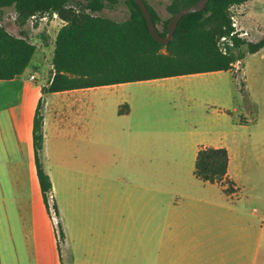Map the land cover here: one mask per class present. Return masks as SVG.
I'll return each mask as SVG.
<instances>
[{"label": "crops", "instance_id": "1", "mask_svg": "<svg viewBox=\"0 0 264 264\" xmlns=\"http://www.w3.org/2000/svg\"><path fill=\"white\" fill-rule=\"evenodd\" d=\"M243 18L249 20L250 11ZM64 24L51 21L56 34ZM6 29L19 37L26 34ZM46 58L37 48L22 75L0 80V264H264L263 145L257 150L258 200L249 209L247 201L234 197L244 192L249 197L253 188L235 168L231 147L215 140L222 135L195 131L189 138L163 137L198 139L196 156L203 147H225L229 167L224 180L233 183L234 191L227 193L222 182H205L193 171L161 205L163 248L152 249V139H104L106 104L97 87L44 92L54 75ZM258 80L256 97H249L259 105L264 74ZM40 101L41 160L53 184L50 204L56 206L62 240L35 164L33 122ZM121 106L118 115L131 112L119 114Z\"/></svg>", "mask_w": 264, "mask_h": 264}, {"label": "trees", "instance_id": "2", "mask_svg": "<svg viewBox=\"0 0 264 264\" xmlns=\"http://www.w3.org/2000/svg\"><path fill=\"white\" fill-rule=\"evenodd\" d=\"M144 1L157 27L162 23L163 28L158 29L166 36L172 16L199 0H167L166 9L171 14L167 19H163L148 0ZM247 1L209 0L203 10L186 14L171 41L164 44L151 35L144 13L135 0H126L130 16L123 21L97 14L119 0H0V80L22 75L37 49L35 44L10 33L1 23L6 8L16 10L21 25L38 12H57L65 21L54 41V75L43 88L44 92H58L231 70L247 53H256L264 47V37L254 42L232 35L231 7ZM222 37L231 38L233 42V45L225 44L226 53L221 50ZM243 46L247 49L243 50ZM124 106L120 107L119 114L129 112L130 107ZM43 125L40 101L33 122V144L41 191L50 210L53 184L41 160ZM228 167L229 152L225 147H203L197 153L194 174L205 182H222L225 192L232 193L233 183L224 180ZM53 207L57 212L55 204ZM59 226L62 240L61 223Z\"/></svg>", "mask_w": 264, "mask_h": 264}, {"label": "rangeland", "instance_id": "3", "mask_svg": "<svg viewBox=\"0 0 264 264\" xmlns=\"http://www.w3.org/2000/svg\"><path fill=\"white\" fill-rule=\"evenodd\" d=\"M148 2L163 19L171 16L166 9L167 0ZM247 2L243 4L242 12L237 14L241 24L244 22L243 26H249V41H256V38L260 40L264 36V0ZM249 11L250 18L245 20L243 17ZM97 14L123 21L129 18L130 7L126 0H119L117 4H109ZM17 16L14 8H6L1 23L17 34L28 33L31 29L30 21L27 20L21 25ZM36 25L37 35L32 42H35L39 52L46 54V62L50 67L54 49L52 46L54 47L58 28L54 26L52 33L48 34L47 27L40 21L36 22ZM158 27L162 29V23ZM242 49L247 48L243 46ZM261 74H264V50L247 53L242 61H237L228 71L173 76L96 88L98 96H101L106 104L101 121L104 139H152L149 194L152 207V249L163 248L159 239L163 232V227L160 226L161 215L164 214L160 213L161 205L178 192V184L181 181L193 177L196 157L194 145L198 140L162 139L163 137L189 138L195 131L207 133L208 136L222 135L224 139L215 140H221L231 147L235 155V168L246 175L248 186L253 188L249 197H246L244 192L242 196L239 193V197L234 199L239 200L242 197L241 199L247 201L249 209L256 205V170L261 167L257 150L262 145L261 148H264V99L258 100V105L250 100L249 96L256 97L258 78ZM119 103L126 108L130 107L131 112L118 115ZM108 158L113 160L111 156Z\"/></svg>", "mask_w": 264, "mask_h": 264}, {"label": "built area", "instance_id": "4", "mask_svg": "<svg viewBox=\"0 0 264 264\" xmlns=\"http://www.w3.org/2000/svg\"><path fill=\"white\" fill-rule=\"evenodd\" d=\"M242 6L243 4L240 5H235L233 7H231V13H232V25L234 27V31L232 33V35L237 34L239 37L247 39L249 41V36L250 33L247 29L243 28V26L241 25V20L239 19V16L237 14V12H242ZM30 21L31 24V29L28 33L21 35L22 38L27 39L29 42L35 44V42H32V40L36 37L37 35V30L38 27L36 25V22L40 21L41 24H43L46 28V32L48 34L52 33V26H51V21L52 20H58L60 22H65L57 12H43V13H35L33 15H31L28 19ZM55 41V38H54ZM226 43H228L229 45H233L232 39L228 38V37H222L221 41H220V46H221V50L223 52H227L228 48L225 45ZM36 76L35 75H31V79H35ZM51 197V195H50ZM256 211V209H255ZM49 213L51 215V220L52 223L55 227V231L58 235V237L60 238L61 234H60V220L59 217L57 215V212L55 210V208L53 207V204H50V210ZM262 225L264 227V220L262 222Z\"/></svg>", "mask_w": 264, "mask_h": 264}, {"label": "water", "instance_id": "5", "mask_svg": "<svg viewBox=\"0 0 264 264\" xmlns=\"http://www.w3.org/2000/svg\"><path fill=\"white\" fill-rule=\"evenodd\" d=\"M135 1L140 6V8L142 9V11L144 13V16L147 20L148 29H149L151 35L153 36V38L156 41H158L160 43H164V44H167L171 41V39L174 36L175 30L178 27L179 21L186 14L203 10L209 2V0H199L196 3H194L193 5L185 7L183 9H181L180 11H178L176 14H174L172 16V18L169 21L167 35L163 36L160 33L157 25L155 24V22L153 20L152 14L148 8L147 3L144 0H135Z\"/></svg>", "mask_w": 264, "mask_h": 264}]
</instances>
